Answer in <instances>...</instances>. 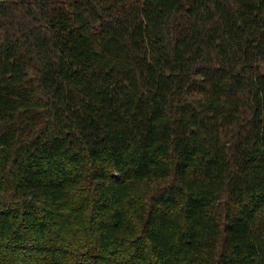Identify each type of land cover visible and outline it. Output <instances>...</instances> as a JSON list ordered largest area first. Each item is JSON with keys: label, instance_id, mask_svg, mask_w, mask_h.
I'll return each mask as SVG.
<instances>
[{"label": "trees", "instance_id": "1", "mask_svg": "<svg viewBox=\"0 0 264 264\" xmlns=\"http://www.w3.org/2000/svg\"><path fill=\"white\" fill-rule=\"evenodd\" d=\"M0 264H264V0H0Z\"/></svg>", "mask_w": 264, "mask_h": 264}]
</instances>
